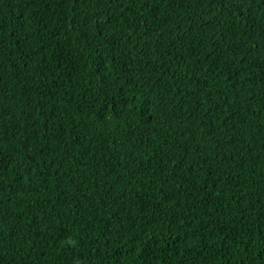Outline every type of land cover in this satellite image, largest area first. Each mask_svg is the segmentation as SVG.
<instances>
[{
	"label": "trees",
	"instance_id": "trees-1",
	"mask_svg": "<svg viewBox=\"0 0 264 264\" xmlns=\"http://www.w3.org/2000/svg\"><path fill=\"white\" fill-rule=\"evenodd\" d=\"M0 264H264V0H0Z\"/></svg>",
	"mask_w": 264,
	"mask_h": 264
},
{
	"label": "clouds",
	"instance_id": "clouds-1",
	"mask_svg": "<svg viewBox=\"0 0 264 264\" xmlns=\"http://www.w3.org/2000/svg\"><path fill=\"white\" fill-rule=\"evenodd\" d=\"M67 243H68L69 245L75 246V242H74L73 240H68Z\"/></svg>",
	"mask_w": 264,
	"mask_h": 264
}]
</instances>
